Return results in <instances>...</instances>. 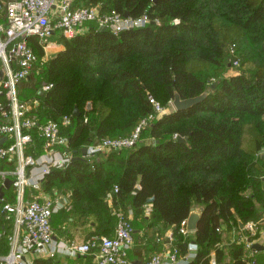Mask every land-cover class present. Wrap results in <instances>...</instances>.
Masks as SVG:
<instances>
[{
  "label": "trees",
  "instance_id": "trees-1",
  "mask_svg": "<svg viewBox=\"0 0 264 264\" xmlns=\"http://www.w3.org/2000/svg\"><path fill=\"white\" fill-rule=\"evenodd\" d=\"M70 7L129 19L145 15L149 24L113 34L86 22L71 39L58 36L61 49L38 71L39 81L33 67L17 84L33 93L31 98L19 94L28 103V116L40 123L67 117L59 134L72 159L83 148L129 135L141 119L155 114L150 100L159 103L161 113L133 147L49 170L39 192L67 199L59 219L51 215L53 224L89 216L94 227L85 240L110 237L116 214L130 211L131 226L140 225L132 251L139 262L155 254L173 228L171 248L179 256L191 243L195 248L185 264H244L241 244L217 247L216 229L223 223L240 232L239 224L259 225L264 214V161L258 154L264 151V0H71ZM27 44L36 59L43 56L36 38ZM41 84L51 87L41 92ZM174 93L181 100L205 97L174 111ZM30 136L24 154L35 159L42 140L35 131ZM12 167L0 161L1 170ZM12 191L4 190L0 201V256L8 252L11 229L1 205L12 202ZM191 209L200 217L195 231L184 237L178 227ZM78 258L90 262L88 256ZM254 260L264 264V252ZM31 264L61 263L51 256Z\"/></svg>",
  "mask_w": 264,
  "mask_h": 264
},
{
  "label": "built area",
  "instance_id": "built-area-1",
  "mask_svg": "<svg viewBox=\"0 0 264 264\" xmlns=\"http://www.w3.org/2000/svg\"><path fill=\"white\" fill-rule=\"evenodd\" d=\"M70 3L71 0H9L0 10V139L4 138L0 143V161L13 164L11 169H0V185L9 179L10 188L13 189L12 202L1 205L3 220L10 221L11 229L8 252L0 256V264H31L33 260L24 261L28 255L35 258L55 255L57 247L53 241L50 220L52 213L59 208L60 199H64L42 196L39 186L51 168L65 167L72 157L67 150V139L59 134L60 124H68V118L63 117L60 123H40L28 116V103L19 98L17 84L30 76L36 62L27 39L34 37L40 44L55 34L71 39L86 22H93L98 28L105 27L113 34L149 24L145 15L129 19L118 14H99L94 8H71ZM50 87V84H41L40 91L46 92ZM150 103L154 113L160 114L159 106L152 100ZM31 104L37 106V101L33 100ZM155 114L141 119L124 138L105 139L97 145L86 147V158L108 150L119 151L133 147L140 131L154 120ZM31 131H35L42 140V154L35 159L24 154L26 145L31 142ZM34 168H37V172ZM130 221L128 215L118 212L111 237L92 236L79 244L67 242L62 245V250L69 257L88 256L91 264H136V261L128 259L134 233ZM186 221H181L178 227L184 237L191 234L186 230ZM171 229L165 232L158 251L139 264H185L192 260L195 255L192 243L183 256L171 248ZM239 230H227L226 225L220 223L216 232L220 235L221 243L217 247L241 244L244 264H256V252L251 249V245L256 243L254 237L258 224L248 222L241 225ZM224 237L225 241H222ZM247 239L250 241L247 242ZM209 264L216 263L211 260Z\"/></svg>",
  "mask_w": 264,
  "mask_h": 264
},
{
  "label": "crops",
  "instance_id": "crops-1",
  "mask_svg": "<svg viewBox=\"0 0 264 264\" xmlns=\"http://www.w3.org/2000/svg\"><path fill=\"white\" fill-rule=\"evenodd\" d=\"M7 1H9V0H1V3L4 4ZM55 35L50 37L49 40L50 39L53 40ZM56 40H57V38H56ZM56 40H55V42L53 41L51 44H49L47 46L49 49H50V47L52 49H54V51H55L54 54L57 53L61 49V46L59 44H57ZM18 93L20 95L24 96L25 98H27L29 91L24 90V89H20V90H18ZM262 119L264 120V116L262 117ZM41 154H42V152H41ZM259 158L264 161V151L261 154H259ZM34 171L37 172V168H34ZM262 186L264 189V182L262 183ZM42 196H46V195L42 194ZM63 199H64V201H61V199H60V202L58 204L59 208L65 206L67 204V199L66 198H63ZM148 212H149L148 207H145L144 214L147 215ZM126 215H128L130 217V220H131L130 211H128L126 213ZM262 220H264L263 215H262ZM50 223H52L51 227H52L53 234H54L53 241L57 247L56 253L54 255V259L57 262H60L61 264H91L92 263L91 260H90V262H87L83 258H78V257H82V256L69 257V256H67L66 253H64V250H62L63 249L62 245L67 243V242H74V243L79 244L85 240V238L89 235V233L92 231V228L94 227V219L92 217L88 216L85 218H80L78 220H74L73 222L63 223L62 226L54 225L52 220H50ZM113 230H114V228H113ZM113 230L111 231V236L113 235ZM133 231H134L133 235L141 233L140 231H138V229L137 230L133 229ZM256 235H257V237L255 236L254 242H256V243H258L264 247V223L259 222L258 231H257ZM227 239H229V237H227ZM222 241H225V237L222 238ZM190 249L193 250V248H190ZM133 250L135 251L134 242H133L132 249L128 253V259L131 261H136V263H137V262H139L140 258H138L134 252H132ZM258 253H260V252H258ZM34 258H35V256L33 257V255H31V256L28 255V257L24 258V261H31Z\"/></svg>",
  "mask_w": 264,
  "mask_h": 264
},
{
  "label": "water",
  "instance_id": "water-1",
  "mask_svg": "<svg viewBox=\"0 0 264 264\" xmlns=\"http://www.w3.org/2000/svg\"><path fill=\"white\" fill-rule=\"evenodd\" d=\"M152 2H154V0H152ZM124 18L127 17L126 14H123L122 15ZM99 31H104L105 30V27H101V28H98ZM205 95L204 94H201L197 97H193V98H188V99H184V100H181L178 95L176 93L173 94V99H172V102H171V106L173 108L174 111H180V110H185V109H188L190 108L191 106H193L194 104H197L199 102H201L203 99H204ZM78 114L77 112L73 111L72 113V116L73 117H76ZM4 141V138L0 139V143ZM176 141L178 143H184L185 142V139L184 138H181V137H176ZM263 152V149H261L258 154H261ZM86 159V149L83 148L81 150V154L79 157H74L72 158L71 160H79V161H84ZM11 186V180L9 179H5L2 183V185H0V199L2 198V195H3V191L4 190H8ZM152 201V199H149L147 200L146 202L147 203H150ZM1 215V214H0ZM199 217H200V213L199 211H194L193 209L190 210V213L187 217V221H186V230L188 232H191L193 233L196 229V224L199 220ZM261 223H264V220L261 221ZM239 227H241V225L239 224ZM250 240L247 239V242H249ZM251 249L258 253V252H264V247L258 243H252L251 245ZM136 264H139V262H137Z\"/></svg>",
  "mask_w": 264,
  "mask_h": 264
},
{
  "label": "rangeland",
  "instance_id": "rangeland-1",
  "mask_svg": "<svg viewBox=\"0 0 264 264\" xmlns=\"http://www.w3.org/2000/svg\"><path fill=\"white\" fill-rule=\"evenodd\" d=\"M57 38V35L54 36V39L53 40H46V42L44 43H41L42 45V50H43V56L40 57V58H37L36 59V62H35V65H34V75H35V79L39 81V76H38V71L39 70H42L43 68V64L45 63V61H47V59H49L53 54H54V49H52L50 47V49L47 47L49 44H51L53 41L55 42L56 38ZM33 96V93H29L27 98H31ZM159 105V103H158ZM160 106V105H159ZM60 208H56L55 211L52 213V219L53 221L55 220H58L59 219V215L57 214L59 212ZM264 216V214H263ZM132 227L134 228V230H137L140 228V225L138 223H135V222H132ZM257 237V235H256ZM255 239V237H254Z\"/></svg>",
  "mask_w": 264,
  "mask_h": 264
}]
</instances>
